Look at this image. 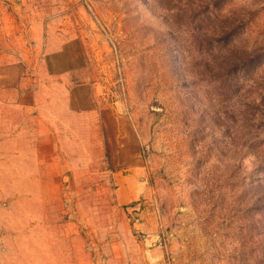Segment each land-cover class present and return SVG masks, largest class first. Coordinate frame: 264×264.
Wrapping results in <instances>:
<instances>
[{"label":"rangeland","instance_id":"374dc122","mask_svg":"<svg viewBox=\"0 0 264 264\" xmlns=\"http://www.w3.org/2000/svg\"><path fill=\"white\" fill-rule=\"evenodd\" d=\"M64 44L80 118L46 186L0 172V264H264V0H0V143Z\"/></svg>","mask_w":264,"mask_h":264},{"label":"crops","instance_id":"0c3cea01","mask_svg":"<svg viewBox=\"0 0 264 264\" xmlns=\"http://www.w3.org/2000/svg\"><path fill=\"white\" fill-rule=\"evenodd\" d=\"M67 44H64L60 49L54 51L46 57L45 64L46 67L42 69L43 75H48L49 80L55 83H50L41 86L36 92L37 99L34 105H30L28 108L23 107L18 111V122L24 124L23 130L18 132L17 137H8L2 143H0V172H8L10 174L22 173V180L26 182L27 186H46V179L48 172H58L61 171V166L58 165V159L61 162L62 151L56 140L59 139L52 133L48 135L47 132L52 129L48 128L46 124L48 123H60L63 119L70 120L71 122L76 121L80 118L78 112V104L74 103V98L78 99L77 92L80 90L76 88L77 85L73 84L72 81L78 78H82L86 69L84 64L74 63L67 65L66 68H59L58 64L55 63V57L62 56L61 54L68 52ZM63 55V56H64ZM53 90L60 92L63 99L60 100L55 95L56 99H42V93L45 90ZM52 106L57 110V116H47L45 109L48 105ZM87 107H95L94 101L88 104ZM9 108V106H7ZM11 109H8L10 111ZM13 113L16 111L14 107L12 108ZM93 109H88V112L92 113ZM31 112H36L35 114H30ZM45 112V113H43ZM15 118H10L7 122L13 123ZM50 121V122H49ZM10 128L7 127V130ZM11 132V131H8ZM50 132V131H49ZM63 147V143L61 142ZM65 145L67 148L71 146L78 147L82 150L92 149L93 153H100L99 146L95 151V147H87L88 144L85 140L79 139L76 141L74 139L65 140ZM61 147V148H62ZM68 155V154H66ZM33 182L34 184H30ZM122 200L124 202L131 200L130 195H127L124 190H122ZM128 192V191H127ZM128 198V199H126ZM130 198V199H129Z\"/></svg>","mask_w":264,"mask_h":264}]
</instances>
